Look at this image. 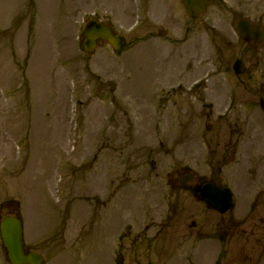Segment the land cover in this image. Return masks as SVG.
I'll return each instance as SVG.
<instances>
[{
  "label": "rangeland",
  "instance_id": "obj_1",
  "mask_svg": "<svg viewBox=\"0 0 264 264\" xmlns=\"http://www.w3.org/2000/svg\"><path fill=\"white\" fill-rule=\"evenodd\" d=\"M140 1L0 0V205H21L17 211L27 248L42 251L45 264H118L120 242L124 264L131 262L130 235L119 239L127 225L131 233L138 230L133 222L142 211L138 203L135 207V160L130 150L139 157L147 154L146 147L137 144L143 145L150 128L153 137L168 138V153L177 159L173 161L184 162L178 156L183 144L176 138L177 129L168 131L167 122L175 127L176 121L167 114L163 122V97L159 110L154 107L147 113L133 103L156 97L166 84L177 88L180 83L185 90L191 81L212 73L196 96H206L217 107L222 89L218 81L225 78L230 62L245 54L226 43L228 33L214 36L163 27L166 34L158 36L150 21L158 19L159 11L143 9ZM93 18L125 35L128 47L123 53L113 54L105 44L92 54L81 51L82 28ZM246 52L264 60L262 50ZM168 89L163 88L165 97ZM191 99L182 93L178 104L186 108V139L200 109ZM243 191L235 189L238 198ZM243 199L237 208L244 206L246 212L249 202ZM261 201L264 204V197ZM7 207L3 205L0 217L7 215ZM131 208L137 216H121V209L127 213ZM263 208H258L261 217ZM157 229L151 228L148 235L158 236ZM158 238L151 243L150 260L166 264L159 257L165 242L162 235ZM145 248L144 242L134 249L141 264L147 262Z\"/></svg>",
  "mask_w": 264,
  "mask_h": 264
},
{
  "label": "flooded vegetation",
  "instance_id": "obj_2",
  "mask_svg": "<svg viewBox=\"0 0 264 264\" xmlns=\"http://www.w3.org/2000/svg\"><path fill=\"white\" fill-rule=\"evenodd\" d=\"M174 1L179 7L178 17ZM153 5L159 17L151 27L158 28V36L161 31L166 34L163 27H175L176 31L180 28L184 33L202 30L214 36L228 33L231 38L226 43L241 48L245 54L235 57L225 70V78L218 81L222 89L217 107L206 96H196L212 73L191 81L185 90L180 83L177 88L166 84L165 88H169L166 97L162 88L156 97L133 103L147 113L154 107L159 110V100L163 97V122L167 114L168 119L176 121L175 127L174 123L169 127L167 122L168 131L177 129L176 138H181L183 144L178 156L184 162L177 165L173 161L177 159L168 153V138L156 134L153 137L150 128L145 130L143 145L137 144L146 147L147 154L139 157L135 150H130L135 160L134 171L130 168L136 179L132 184L138 197L147 192L136 201L148 209L146 215L151 222L142 227L136 222L138 230L134 233L131 225H127L119 236V239L131 237L129 264H141L134 249L144 242L145 264H152L151 243L157 241L160 231L165 242L161 254L166 264H171V260L172 264H239L237 257L240 264H264V217L258 214L260 205L264 207L261 201L264 197V60L249 57L246 52L264 51V0H209V4L196 11L195 19L187 17L184 0H157ZM239 32L247 34V38ZM210 43L215 45V41ZM213 62L216 65L217 61ZM182 93L200 105L194 113L196 122L189 129L188 139V124L183 120L186 108L184 104L178 105ZM235 189H244L242 198L237 197ZM224 191L231 194V206L221 212L207 199L212 202L224 199ZM149 196L154 199L150 201ZM245 197L249 202L246 212L244 206L237 208V203ZM11 204L4 202L0 211L3 205H9L7 214H16L17 207L10 208ZM157 217H161L160 223H156ZM155 227L158 236L157 233L149 236V230ZM122 244L117 249L118 264H124Z\"/></svg>",
  "mask_w": 264,
  "mask_h": 264
},
{
  "label": "water",
  "instance_id": "obj_3",
  "mask_svg": "<svg viewBox=\"0 0 264 264\" xmlns=\"http://www.w3.org/2000/svg\"><path fill=\"white\" fill-rule=\"evenodd\" d=\"M83 51L93 52L97 40L107 41L115 51L123 49L125 41L121 36H113L112 31L101 23L87 22L83 29ZM228 204V198L226 200ZM0 237L6 249L10 264H40L41 259L35 254L24 255L22 249L21 226L13 217H7L0 223Z\"/></svg>",
  "mask_w": 264,
  "mask_h": 264
}]
</instances>
